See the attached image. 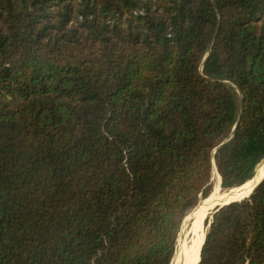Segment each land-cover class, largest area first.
I'll return each mask as SVG.
<instances>
[{
  "label": "trees",
  "instance_id": "trees-1",
  "mask_svg": "<svg viewBox=\"0 0 264 264\" xmlns=\"http://www.w3.org/2000/svg\"><path fill=\"white\" fill-rule=\"evenodd\" d=\"M262 159L264 0H0V264H171ZM209 220L264 264V180Z\"/></svg>",
  "mask_w": 264,
  "mask_h": 264
},
{
  "label": "bare ground",
  "instance_id": "bare-ground-1",
  "mask_svg": "<svg viewBox=\"0 0 264 264\" xmlns=\"http://www.w3.org/2000/svg\"><path fill=\"white\" fill-rule=\"evenodd\" d=\"M262 165V164H261ZM260 165V166H261ZM260 166L257 169V174L255 175L256 178H253L252 180L246 182L245 184L241 185L240 187L234 188L230 190L229 192H226L224 194H219L217 197V194L219 193L218 189V183H216V187L214 189V197H216L212 201H207L206 204L203 203V205H200L197 209H195L191 216L189 217L187 222H192V224L188 227V233L191 235V241L190 245H185L184 242L179 241L180 245L182 246L183 250V256H187V262L186 264H198L200 260L201 255V248L205 241V228L203 225V222L209 213V210L215 206L216 204H227L230 201H232L235 197L240 198L243 194L249 192L253 187L256 186V184L260 181L262 178V174H259ZM214 175L217 179V176L219 175L216 169L214 170ZM254 189V188H253ZM253 189L250 191L252 192ZM187 226V225H186ZM180 249V247H179ZM179 251V250H178ZM176 256V255H175Z\"/></svg>",
  "mask_w": 264,
  "mask_h": 264
},
{
  "label": "rangeland",
  "instance_id": "rangeland-1",
  "mask_svg": "<svg viewBox=\"0 0 264 264\" xmlns=\"http://www.w3.org/2000/svg\"><path fill=\"white\" fill-rule=\"evenodd\" d=\"M214 170H215V168L213 169L212 178H211V181H210L207 189L200 196V200L201 201L204 200V199H206L212 193H214V189L216 187V183H218V189H221L224 193L229 192L230 190H232V189H230V190L224 189L221 186V180L219 181L218 176H217V179H216V177L214 175ZM260 173L262 174V177H263L264 176V168L259 171V174ZM187 219L188 218L186 216L182 220V223H181V226H180V230H179V234H178V238H177V242H176V251H175V255L176 256L174 255V258H173V261H172L171 264H186V262H187V260H186L187 259V256L186 255L182 258V256L184 254H183L182 246L180 245V242H179V241H182V242L185 243V245H187V246L190 245L191 235L188 233V227H189L190 224H192V222H187L188 221ZM179 247H180V249H179Z\"/></svg>",
  "mask_w": 264,
  "mask_h": 264
},
{
  "label": "water",
  "instance_id": "water-1",
  "mask_svg": "<svg viewBox=\"0 0 264 264\" xmlns=\"http://www.w3.org/2000/svg\"><path fill=\"white\" fill-rule=\"evenodd\" d=\"M211 47H212V45H211ZM236 129V128H235ZM235 129H234V131H233V133L231 134V136L225 141V142H223L220 146H222L224 143H226L227 141H229L230 139H232V137H233V134H234V132H235ZM219 146V147H220ZM213 164H214V168L216 169V165H215V162L213 161ZM262 164V165H261ZM261 165V166H260ZM260 166V169H263L264 168V159H262L261 161H260V163L256 166V168H255V173H254V176H253V178H255V175L257 174V169H258V167ZM216 171H217V169H216ZM218 172V171H217ZM252 178V179H253ZM251 179V180H252ZM264 180V176L260 179V181L256 184V186L254 187V189L262 182ZM254 189H253V191H254ZM252 191V192H253ZM252 192L247 196V197H245V198H248L251 194H252ZM214 194L215 193H212L211 195H209L206 199H204V200H200L199 201V203H198V205L192 210V211H190L189 212V214L187 215V217L189 216V215H191L192 214V212L195 210V209H197L200 205H203V203H205L206 204V202L207 201H212V203H213V200L216 198V197H214ZM219 194H224V192L221 190V189H219V193L217 194V197H218V195ZM245 198H242V199H240V200H234V201H231V202H229V203H227V204H216L215 206H213L210 210H209V213L207 214V216H206V218H205V220H204V222H203V225H204V228H205V239H206V235H207V231H208V229H209V227H210V224H211V221L209 220V217L211 216V215H213L215 212H217L220 208H222L223 206H225V205H228V204H230V203H232V202H237V201H241V200H243V199H245ZM209 220V221H208ZM207 221L209 222L208 224H207ZM205 242V241H204ZM203 245H204V243H203ZM203 245H202V247H203ZM201 250H202V248H201ZM200 262V261H199Z\"/></svg>",
  "mask_w": 264,
  "mask_h": 264
}]
</instances>
